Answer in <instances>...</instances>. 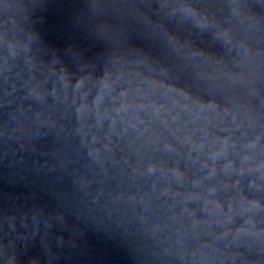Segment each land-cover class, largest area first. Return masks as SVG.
Returning <instances> with one entry per match:
<instances>
[{
  "label": "clouds",
  "instance_id": "9594fccd",
  "mask_svg": "<svg viewBox=\"0 0 264 264\" xmlns=\"http://www.w3.org/2000/svg\"><path fill=\"white\" fill-rule=\"evenodd\" d=\"M224 149H221L219 152L214 153V155H220L221 152H223ZM232 162L229 161L227 165H225V169L229 170L231 168ZM250 170V169H249ZM215 169H213V172ZM239 173H243L245 171L244 168H240L237 170ZM209 175H212V173H209ZM235 185H240L241 180L240 178H237L233 182ZM250 185H254L256 188H259L261 185L259 184L257 179H250L249 180ZM227 187V184L225 185ZM210 191H215V188L210 189ZM210 203L213 205L212 211L220 212L223 210L222 205L219 200H212ZM237 203H238V209H237ZM261 207H264V205L261 204L260 200L258 198H249L244 194L242 190L238 191L237 195L232 198V202L229 203V212L232 213L236 210H238L240 213H248V212H254L259 210ZM233 218L232 214L228 215V219L231 220ZM252 216H247L245 219L246 224H250L252 222ZM238 232H248L251 231L250 228H246L243 225H241L238 230Z\"/></svg>",
  "mask_w": 264,
  "mask_h": 264
}]
</instances>
